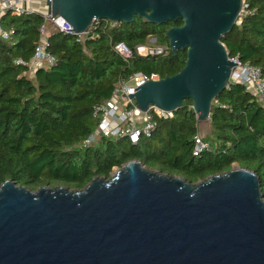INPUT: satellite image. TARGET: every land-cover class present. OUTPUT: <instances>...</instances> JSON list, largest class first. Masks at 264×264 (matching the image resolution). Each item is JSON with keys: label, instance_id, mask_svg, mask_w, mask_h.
I'll list each match as a JSON object with an SVG mask.
<instances>
[{"label": "water", "instance_id": "water-1", "mask_svg": "<svg viewBox=\"0 0 264 264\" xmlns=\"http://www.w3.org/2000/svg\"><path fill=\"white\" fill-rule=\"evenodd\" d=\"M244 0H46L75 35L99 20L165 31L183 68L148 81L128 98L140 112H175L190 100L197 122L237 65L221 38L239 24ZM51 19V18H49ZM93 178L83 189L0 186V264H264V199L258 176L232 167L196 183L138 161Z\"/></svg>", "mask_w": 264, "mask_h": 264}, {"label": "trees", "instance_id": "trees-1", "mask_svg": "<svg viewBox=\"0 0 264 264\" xmlns=\"http://www.w3.org/2000/svg\"><path fill=\"white\" fill-rule=\"evenodd\" d=\"M244 3L247 14L221 43L229 57L259 67L264 80V0ZM43 23L40 13L1 17L2 28L13 35L9 42L0 40V186L11 180L32 192L43 186L80 190L133 160L193 184L236 164L258 176L264 199V96L260 102L240 84L229 85L212 103L210 134L202 136L212 153L192 155L198 122L190 100L183 101L173 118L157 120L151 136L136 145L124 138H100L81 147L97 126L94 107L112 96L118 80L136 73L173 76L186 59L185 51L179 50L146 58L133 55L126 62L113 45L134 49L150 40L156 46L167 45L165 31L181 26V20L166 25L138 18L114 25L99 20L82 43L49 28L46 50L55 63L29 78L27 67L13 61L31 59Z\"/></svg>", "mask_w": 264, "mask_h": 264}, {"label": "built area", "instance_id": "built-area-1", "mask_svg": "<svg viewBox=\"0 0 264 264\" xmlns=\"http://www.w3.org/2000/svg\"><path fill=\"white\" fill-rule=\"evenodd\" d=\"M40 1L41 0H0V40L9 42L13 35L12 30H5L1 26V17L3 14L10 13L14 17H20L38 13L37 4H41ZM45 1L46 0H42V5H38L40 8L44 9L43 12H40L44 18V23L39 29L40 42L35 48L33 56L29 61H24L22 59H15L13 61L17 66L27 67L28 73L32 75H34L38 69L48 68L55 63V58L46 50L49 28L55 32L75 37L77 43H82L89 33L88 30L85 33L75 35L74 31H69L73 30V28L63 18L59 16L52 17V15L47 12ZM246 9L247 5L243 2L241 15L247 14ZM96 22H94V24ZM113 51L124 61L128 62L133 55H138L143 58L163 56L168 54L171 49L168 44L156 46L153 44V40H150L148 44L137 45L134 49L129 48L124 43H116L113 45ZM230 60L237 64L231 71L230 83L244 86L249 93L256 97L258 101L262 102L264 96V80L260 68L248 63H242L238 56L230 57ZM159 79L157 74L146 75L136 73L126 80H118L112 92V96L102 104L94 107L92 116L97 122V126L95 131L83 141L81 147L87 148L100 138L114 140L124 138L131 144L136 145L141 139L151 136L156 128L157 120H168L173 118L174 112L163 111L153 106L146 112H140L136 108L134 101L128 98V95L134 94L136 88L148 81H157ZM118 102H121V107L118 106ZM192 141V155L194 157H198L203 153L213 152L212 146L203 140L199 132L193 136Z\"/></svg>", "mask_w": 264, "mask_h": 264}, {"label": "rangeland", "instance_id": "rangeland-1", "mask_svg": "<svg viewBox=\"0 0 264 264\" xmlns=\"http://www.w3.org/2000/svg\"><path fill=\"white\" fill-rule=\"evenodd\" d=\"M41 2V4H37V11H38V13H40V12H43L44 11V9H42V8H40L39 6L40 5H42V0L40 1ZM39 5V6H38ZM41 14V13H40ZM242 16V15H241ZM27 76L29 77V78H32V74H27ZM118 106L119 107H121V102H118ZM210 129H209V125H208V121H206V122H198V132H199V134L201 135V136H203V137H206L207 135H209L210 133V131H209ZM97 142V141H96ZM233 167H238L236 164H233ZM116 169L114 168L113 169V171H112V173H114V171H115ZM49 187H51V188H53V186H49ZM38 190V189H37ZM36 190V191H37ZM70 190H76V189H70ZM33 192H35V191H33Z\"/></svg>", "mask_w": 264, "mask_h": 264}]
</instances>
